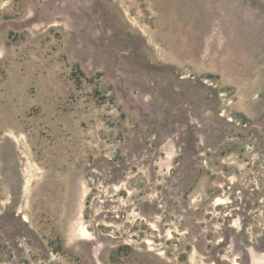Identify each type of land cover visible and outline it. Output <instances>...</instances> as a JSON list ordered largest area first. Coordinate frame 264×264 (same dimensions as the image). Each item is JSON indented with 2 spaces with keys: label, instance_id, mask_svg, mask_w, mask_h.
<instances>
[{
  "label": "rangeland",
  "instance_id": "obj_1",
  "mask_svg": "<svg viewBox=\"0 0 264 264\" xmlns=\"http://www.w3.org/2000/svg\"><path fill=\"white\" fill-rule=\"evenodd\" d=\"M0 264H264V0H0Z\"/></svg>",
  "mask_w": 264,
  "mask_h": 264
}]
</instances>
